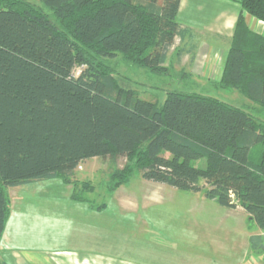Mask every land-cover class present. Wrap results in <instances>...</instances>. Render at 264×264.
I'll return each mask as SVG.
<instances>
[{
    "label": "trees",
    "instance_id": "trees-1",
    "mask_svg": "<svg viewBox=\"0 0 264 264\" xmlns=\"http://www.w3.org/2000/svg\"><path fill=\"white\" fill-rule=\"evenodd\" d=\"M41 1L51 14L27 0H0V246L11 213L8 187L60 179L75 187L73 200L91 204L93 187L74 176L96 157L126 159L109 190L139 170L147 180L240 206L264 231V122L198 93L169 92L158 107L122 88L108 63L121 54L165 69L180 33L181 0ZM238 2L216 87L264 108V35L244 17L264 23V0ZM200 159L205 168L193 164Z\"/></svg>",
    "mask_w": 264,
    "mask_h": 264
},
{
    "label": "rangeland",
    "instance_id": "rangeland-1",
    "mask_svg": "<svg viewBox=\"0 0 264 264\" xmlns=\"http://www.w3.org/2000/svg\"><path fill=\"white\" fill-rule=\"evenodd\" d=\"M27 1L51 14L41 0ZM158 2L162 4L163 0ZM206 34H203L204 42L215 40L213 35ZM179 41V37H176L173 45L175 54L180 50V46H177ZM198 49V53L204 51L203 47ZM108 63L116 69L115 76L122 88L131 90L139 98L156 103L158 107L163 106L169 92L198 93L242 108L264 122V108L247 99L238 90L217 88L212 83L197 84L195 78L187 75L186 71L181 73L173 69L170 61L166 62L163 70L129 63L121 54L109 58ZM80 70L77 68L74 74L79 75ZM254 151L256 157L261 154L260 147ZM125 163L124 157L115 162L109 158L96 157L86 160L75 171L74 179L80 184L89 182L93 187L87 194L91 204L106 205L102 212L92 207L95 210L92 220L94 245L97 246L93 248L96 249L93 255L102 257L104 263L132 264L143 261L146 264H172L181 256L185 258V253L188 261L192 262L201 257L202 250L210 255L213 248L218 246V240L219 244L244 248V245L249 244L250 233L258 229L257 224L245 214L207 198L204 190L186 191L147 180L139 170L116 190H109L111 173L117 168H123ZM193 164L205 168L206 160L193 161ZM74 189L73 185L67 186L60 179L8 187L7 192L13 201L16 215L10 225L15 238H21V244H28L35 250L47 245L52 247L51 243L43 244L41 233L38 232L42 231V225L46 227V223L51 220L52 225L44 229V232H52V236L59 238L61 233L65 234L66 229L62 225L56 226L53 217H57L55 211L67 204V196ZM97 213L102 214L100 218H96L99 216ZM182 231L187 234L184 244L182 239L185 235L182 239L180 237ZM22 235L25 237L22 238ZM210 236L213 240H210ZM248 252L249 257L258 260L264 255L263 250L249 247Z\"/></svg>",
    "mask_w": 264,
    "mask_h": 264
},
{
    "label": "crops",
    "instance_id": "crops-1",
    "mask_svg": "<svg viewBox=\"0 0 264 264\" xmlns=\"http://www.w3.org/2000/svg\"><path fill=\"white\" fill-rule=\"evenodd\" d=\"M240 12L241 6L238 0H181L178 13L180 33L177 36L180 39L177 45L178 47L180 46V50L175 54V46H173L168 53L166 62L170 61L172 68L177 69L181 73L186 71L187 75L195 78L194 82L197 84L207 85L212 83L216 87V83L220 81L223 74L227 53ZM208 13H212V15H206ZM244 17L250 29L264 35L263 22L246 12H244ZM204 33H207L206 35L208 36L213 35L215 40L204 42ZM200 47H203L204 51L198 53L197 51ZM65 185L72 186L71 184ZM72 193L67 196V204L63 207L61 206V210L58 209L57 212L54 210V213L57 214V217H53L56 219L54 220L55 225L58 227L62 225L66 229L65 234L61 233L59 238L58 236H52V232H44V229L52 225V221L49 220L46 223V227L42 225V231L38 232V234L41 233L43 244L51 243L52 247H47L49 246L47 245L37 247L36 250L29 247L28 244H21V238H15L14 230L10 225L14 222L16 215L15 209L12 207L13 201L10 198L11 213L0 246V262H5L6 264H107L103 262L102 257L94 256L96 249L93 250V248H97L96 244L94 245L95 240L92 228L95 210L92 209L91 204L88 205V203L73 200L71 197ZM231 209L240 211L248 218L242 207L238 206ZM62 214H65V216L63 215L64 218ZM98 215L96 218H100L102 214ZM255 234L262 236V244L264 245V231L258 227V229L250 233V236ZM183 235H185L184 239H182ZM186 236L187 234L182 231L180 235L183 241V243L181 242L182 244L186 243ZM23 237L25 236L22 235ZM210 240L213 239L211 238ZM219 242L220 240L217 241L218 246L213 248L210 255H206V252L202 250L201 257L189 262L185 253V258L181 256L171 263L264 264V255L259 257L261 260L253 256L249 257L248 247L252 248L250 241L249 246L244 245V248L219 244ZM58 245L64 248H58ZM258 249L264 251V247H259ZM132 264L146 263L139 261ZM149 264L167 263L151 262Z\"/></svg>",
    "mask_w": 264,
    "mask_h": 264
},
{
    "label": "water",
    "instance_id": "water-1",
    "mask_svg": "<svg viewBox=\"0 0 264 264\" xmlns=\"http://www.w3.org/2000/svg\"><path fill=\"white\" fill-rule=\"evenodd\" d=\"M250 243L252 249L254 250L258 249L259 247H264V245L262 244V236L260 234L252 235L250 238Z\"/></svg>",
    "mask_w": 264,
    "mask_h": 264
}]
</instances>
